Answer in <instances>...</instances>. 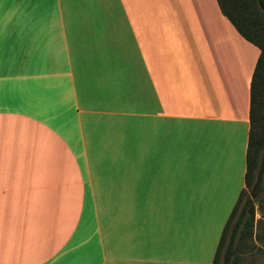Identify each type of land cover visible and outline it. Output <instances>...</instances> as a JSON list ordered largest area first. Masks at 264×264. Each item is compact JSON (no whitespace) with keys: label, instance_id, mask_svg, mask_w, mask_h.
I'll return each instance as SVG.
<instances>
[{"label":"crops","instance_id":"1","mask_svg":"<svg viewBox=\"0 0 264 264\" xmlns=\"http://www.w3.org/2000/svg\"><path fill=\"white\" fill-rule=\"evenodd\" d=\"M259 53L217 0H0V264H193V204L245 187Z\"/></svg>","mask_w":264,"mask_h":264},{"label":"trees","instance_id":"2","mask_svg":"<svg viewBox=\"0 0 264 264\" xmlns=\"http://www.w3.org/2000/svg\"><path fill=\"white\" fill-rule=\"evenodd\" d=\"M217 1L240 35L260 50L250 83L245 187L225 221L212 260V264H238L241 244L253 242L255 200L251 194L264 191V0Z\"/></svg>","mask_w":264,"mask_h":264},{"label":"rangeland","instance_id":"3","mask_svg":"<svg viewBox=\"0 0 264 264\" xmlns=\"http://www.w3.org/2000/svg\"><path fill=\"white\" fill-rule=\"evenodd\" d=\"M82 161V158H81ZM183 165V164H182ZM263 185V183H262ZM264 191L258 189L251 194V198L262 196ZM234 206V205H233ZM229 213L226 214L224 220H220V213L224 214V207L208 206L201 203L193 204V234H192V262L193 264H212L213 256L219 241V237L225 221ZM229 209V208H228ZM223 210V211H222ZM86 215L92 213L90 197L87 195ZM223 221V222H222ZM253 237V242H244L241 244V252L239 254L238 264H264V249L263 245L258 241V238ZM264 244V241H262Z\"/></svg>","mask_w":264,"mask_h":264}]
</instances>
